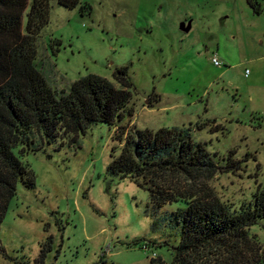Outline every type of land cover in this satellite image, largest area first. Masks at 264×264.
Wrapping results in <instances>:
<instances>
[{
	"label": "rangeland",
	"instance_id": "374dc122",
	"mask_svg": "<svg viewBox=\"0 0 264 264\" xmlns=\"http://www.w3.org/2000/svg\"><path fill=\"white\" fill-rule=\"evenodd\" d=\"M254 1L260 12L247 0H81L82 11L49 0L38 62L51 87L68 91L87 75L118 87L114 72L126 68L134 113L72 144L70 136L36 153L15 150L32 175L19 178L0 225V264L172 262L164 242L178 241L168 222L182 203L157 207L132 179L107 173L133 126L191 127L220 164L234 151L240 169L209 185L236 206L251 197L264 183V0ZM212 120L218 131L197 129ZM250 234L264 246V221Z\"/></svg>",
	"mask_w": 264,
	"mask_h": 264
},
{
	"label": "trees",
	"instance_id": "16d2710c",
	"mask_svg": "<svg viewBox=\"0 0 264 264\" xmlns=\"http://www.w3.org/2000/svg\"><path fill=\"white\" fill-rule=\"evenodd\" d=\"M247 1L260 12L256 1ZM58 4L72 10L81 0ZM49 12V0H0V225L19 178L31 174L15 150L36 153L70 136L72 144L93 125L116 127L134 113L126 68L114 72L118 87L95 75L77 79L68 91L51 87L43 61L38 62V38ZM211 124L216 121L197 129ZM190 133L191 127L140 131L133 126L107 173L132 179L157 207L182 203L168 222L178 241L164 242L172 253L170 264H264V246L250 234L252 226L264 221V183L238 206L222 201L210 181L239 170L242 162L232 160L235 153L230 151L220 164L204 145L192 141ZM123 135L120 132L116 140L122 142ZM150 264L164 263L152 258Z\"/></svg>",
	"mask_w": 264,
	"mask_h": 264
},
{
	"label": "water",
	"instance_id": "95a60500",
	"mask_svg": "<svg viewBox=\"0 0 264 264\" xmlns=\"http://www.w3.org/2000/svg\"><path fill=\"white\" fill-rule=\"evenodd\" d=\"M180 30L184 33H187L190 30V22L188 23H181L180 24Z\"/></svg>",
	"mask_w": 264,
	"mask_h": 264
},
{
	"label": "built area",
	"instance_id": "2783aa9c",
	"mask_svg": "<svg viewBox=\"0 0 264 264\" xmlns=\"http://www.w3.org/2000/svg\"><path fill=\"white\" fill-rule=\"evenodd\" d=\"M211 61H212V63H213L215 66H217V67H220V66H221V62L217 59L216 55H213V56L211 57Z\"/></svg>",
	"mask_w": 264,
	"mask_h": 264
},
{
	"label": "flooded vegetation",
	"instance_id": "af4514ba",
	"mask_svg": "<svg viewBox=\"0 0 264 264\" xmlns=\"http://www.w3.org/2000/svg\"><path fill=\"white\" fill-rule=\"evenodd\" d=\"M186 24V23H185Z\"/></svg>",
	"mask_w": 264,
	"mask_h": 264
}]
</instances>
